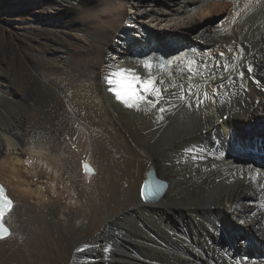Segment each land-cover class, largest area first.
<instances>
[{"label":"bare ground","instance_id":"obj_1","mask_svg":"<svg viewBox=\"0 0 264 264\" xmlns=\"http://www.w3.org/2000/svg\"><path fill=\"white\" fill-rule=\"evenodd\" d=\"M20 4L0 0L2 24ZM37 4L11 73L0 58V181L15 200L0 264H264V0ZM154 50L172 63L144 69ZM118 67L165 81L162 121L107 91ZM29 138L48 151L29 157ZM151 166L170 186L148 202Z\"/></svg>","mask_w":264,"mask_h":264},{"label":"snow or ice","instance_id":"obj_2","mask_svg":"<svg viewBox=\"0 0 264 264\" xmlns=\"http://www.w3.org/2000/svg\"><path fill=\"white\" fill-rule=\"evenodd\" d=\"M232 49L229 48V51ZM221 56L224 53L220 54ZM172 63L168 60L166 64L162 66H167ZM153 65L150 62H145L143 64L144 69H151ZM248 71H252L249 67ZM243 75V73H241ZM105 82L107 84V91L115 98L117 102L122 104L125 108L130 110H135L139 112L151 113L155 111L157 113V119L163 120V113L165 111L172 110V105L167 103L165 100L164 93L169 91L168 88L162 87L165 81L160 80L157 83V77L152 75L151 71H148L146 75H141L135 68L118 67L116 70L110 71L105 77ZM171 87H176L175 84ZM191 91V87L189 88ZM214 94L216 90H213ZM204 99L208 98V93H203ZM184 100L189 107H192L191 100L185 95L179 97ZM201 98L197 94V105L201 103ZM164 103V107H158V105ZM31 163V161H29ZM83 167L86 173L93 171L88 163H84ZM164 187L162 181L157 180H146L141 188L140 195L145 201L154 199L161 192ZM13 208V201L7 195L6 190L3 185H0V239L6 238L11 235L10 229L5 224V214L10 212ZM89 248V245L85 243L83 247H78L77 252H83Z\"/></svg>","mask_w":264,"mask_h":264},{"label":"rangeland","instance_id":"obj_3","mask_svg":"<svg viewBox=\"0 0 264 264\" xmlns=\"http://www.w3.org/2000/svg\"><path fill=\"white\" fill-rule=\"evenodd\" d=\"M38 1L39 0H19V2L21 3L20 6H24L23 8H26L25 11H24L26 15H23V16L22 15H19V14L14 15V16L12 15L11 16L12 23H15L12 27L6 26V24H8V22H3V24H4V26H3V24L1 23V21H3V20L0 19V49H1L0 50V58L5 60V65H4L3 68H5V70L7 69L9 73H11V67H9V64H11L13 62V60H15L16 58L19 57V56H17L16 51L19 50L18 47H19V44L22 41V39L20 37H23L25 35L24 33L22 34V32H26V30L23 31V30L17 28L16 25H18V23H21V22H22L21 24H24V25H25V23H26V25H33V24H37V23H40L41 22V20H39V19H41L42 16L41 17L38 16L37 17L38 19H34V18L31 17V14L33 13V11H35L36 9H38L37 8V5H38L37 2ZM216 13H214V15L212 16V18H213L214 21H216V19L217 20L219 19V15H218L219 10ZM14 30H16V31L14 32ZM49 30H51V29H49ZM11 34H13V35H11ZM183 37H185L186 39L188 37V38H190V39H188L190 42L192 41L193 43H195V39L193 37H191L190 35L184 34ZM2 48L4 50H2ZM9 52L11 54H9ZM6 53H8L9 55L6 54ZM249 62H251V61H249ZM7 63H9V64H7ZM254 63L257 64L256 62H253L252 64H254ZM244 72H247V71H244ZM22 101H25L29 105L30 104L31 105L33 104V102L30 101V100H28V98H26V99L25 98H22ZM0 112H3V110L0 109ZM66 232H67V230H66Z\"/></svg>","mask_w":264,"mask_h":264},{"label":"clouds","instance_id":"obj_4","mask_svg":"<svg viewBox=\"0 0 264 264\" xmlns=\"http://www.w3.org/2000/svg\"><path fill=\"white\" fill-rule=\"evenodd\" d=\"M24 151L28 154L29 157L33 155H39L44 154L48 151L47 145H36L31 141V138L27 141L24 147ZM31 159H29L27 162L29 163ZM32 162V161H31Z\"/></svg>","mask_w":264,"mask_h":264}]
</instances>
